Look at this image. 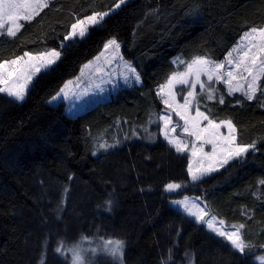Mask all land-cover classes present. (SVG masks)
Wrapping results in <instances>:
<instances>
[{
  "label": "trees",
  "instance_id": "trees-1",
  "mask_svg": "<svg viewBox=\"0 0 264 264\" xmlns=\"http://www.w3.org/2000/svg\"><path fill=\"white\" fill-rule=\"evenodd\" d=\"M120 3L53 0L23 23L16 37L0 35V61L25 51L62 54L38 76L23 102L0 93V264H69L54 249L60 240L70 246L81 236L122 240L126 264H190L193 257L195 264H259L256 255L264 253V184L258 183L264 180V77L252 100L228 95L222 83L213 82L211 100L196 90L199 110L216 122L230 119L237 143H255L256 150L185 192L202 198L214 216L239 229L251 245L247 254L169 202L166 185L189 183L190 160L158 136L163 106L157 88L180 71L172 62L176 57L223 61L245 32L264 26V0H128L84 39L61 49L73 23ZM113 38L141 85L121 89L76 117L67 114L64 103L51 105ZM109 199L111 212L104 210Z\"/></svg>",
  "mask_w": 264,
  "mask_h": 264
},
{
  "label": "snow or ice",
  "instance_id": "snow-or-ice-1",
  "mask_svg": "<svg viewBox=\"0 0 264 264\" xmlns=\"http://www.w3.org/2000/svg\"><path fill=\"white\" fill-rule=\"evenodd\" d=\"M46 6L47 4L44 0H0V35L10 38L16 37L18 32L23 28V24L20 21H31L35 15L39 14V10H42ZM106 15L108 13L104 12L73 23L71 25L72 31L70 35L65 37V40L71 38L83 39L87 33L88 26L100 24ZM244 40L247 41L246 50L235 61V71H221L225 68V64L216 63L207 57H194L190 62H184L182 58L177 57L172 62L173 64H176L178 61L184 63V71L170 74L166 83L158 90L162 96L163 104L167 109H170V112L157 117L158 121H162L161 132L167 144L178 154L189 152L188 141L181 139L179 136L172 135V133L176 132L177 127L181 128L182 134L194 137L191 141V159L187 165V173L190 175L192 182L199 181L208 173L216 171L217 168L213 166L214 164L218 163L222 167L230 159L242 161L250 149L253 152L256 150L255 143L247 145L237 143L236 128L230 119L219 123L209 119L208 115L199 110V101L196 100V88L198 85L201 89L200 95H206V99L208 100L215 98L213 95L215 91L213 82H222L226 86L228 95L240 92L247 100L255 98V94L259 88L258 82L264 77V59H262L264 57V26L259 28L252 27L245 34ZM65 46L62 44L61 49ZM109 47H112L118 53L120 45L113 38L104 45L105 49ZM59 57L60 52L56 50H50L35 56L25 51L21 56L8 61H0V93H6L8 96L13 97L16 102H23L27 88L34 77L42 69L44 71L51 70V66L56 63ZM227 63L232 65V59L229 58ZM125 66L127 69L125 79L128 80L131 77L136 83H141L139 74L135 68L127 62H125ZM85 67H88V65H85ZM81 71L83 72V69ZM202 77H206V81L202 80ZM238 77L246 82L247 87L242 83L233 84V81L237 80ZM71 83L72 81L67 82L64 88L61 89L64 96L68 95L65 89ZM177 85L186 86L188 89L187 94L182 95L183 103H179L177 100V92L175 91ZM56 98L54 97L53 100ZM193 101L197 105L194 116L191 114ZM219 103H224L223 95L220 96ZM172 114H175L178 120L183 123L177 122L173 125ZM203 121H207V124L202 127ZM151 122L152 117L150 116L149 123ZM170 125L172 127H169ZM221 128L227 129V135L221 132ZM205 145L211 146L210 151H204ZM108 147H115V145L100 144V148L106 149ZM95 154L93 152V155ZM197 159L199 163L194 168L193 163H196ZM205 161L209 162L208 167H204ZM258 183L264 184V180ZM179 188H181L180 184L169 183L166 185V191L169 192ZM112 204L113 201L111 199L106 200L104 210L111 212ZM193 207H198V205H193ZM184 208L188 209V205L184 204ZM188 211L191 216L196 217L202 222L208 215L202 208L198 212ZM212 223L211 219L207 222L208 228H212ZM240 228H244V225H240ZM214 231L219 237H224L238 253H245L246 248L251 247V245H246L243 242L239 235V229L232 231L214 229ZM86 240H88L87 237L81 236V241L71 244V246L64 240H60V246L56 247L54 251L61 256L71 254V264H85L86 255L90 253L94 257L98 251L109 254L113 258L118 259L120 264H123L124 242L122 240L106 239L99 241L94 247H85L83 242ZM44 245L45 247L47 246V240H45ZM186 255L189 254L186 253ZM258 259L260 260V264H264V256H260ZM171 260L172 251L169 249L168 261ZM89 264H91L90 261ZM162 264H167V262L162 261ZM190 264H195L194 257L190 260Z\"/></svg>",
  "mask_w": 264,
  "mask_h": 264
},
{
  "label": "rangeland",
  "instance_id": "rangeland-1",
  "mask_svg": "<svg viewBox=\"0 0 264 264\" xmlns=\"http://www.w3.org/2000/svg\"><path fill=\"white\" fill-rule=\"evenodd\" d=\"M52 1L53 0H44V2L47 4V6L44 7L42 10H39V13H41L45 8H47ZM126 3H128V0H125V1L121 2L119 4V7L116 6L113 10L107 12L108 15H106L104 17L103 21L108 16H110L112 13H114L118 9H120ZM98 14H100V13H98ZM94 15H96V14H94ZM36 16L37 15H35L34 18ZM86 18H84L82 20H85ZM25 22H30V21H20L21 24H23ZM97 25H99V24L89 25L85 37L87 36L90 28H92L94 26H97ZM71 31H72V29H71ZM247 32H245L242 35V37L240 38L238 43L231 49V51L227 54V56L225 57V59L223 61L216 62V63H224L225 64V68L222 69L221 71H228V70H234L235 71V61L246 50L247 41L244 40V36H245V34ZM78 39L79 38L67 39V40H65L63 42V44L66 45L65 47H67V46L70 45V43H72V42H74L75 40H78ZM119 45H120V48L118 50V53L115 52L112 47H109L108 49L104 48L102 53L97 56V57H99V59H97V57H96L94 60H92L89 63H87L86 65H88V67H85V65H84L83 68H82L83 72L80 71V73H79V75L77 77L69 80V81H72V83L68 84V87L65 89V91L68 92V95L64 96L63 93L60 90L59 93L55 96L57 98L55 100L51 99L50 104L54 105V106H57L58 104L64 103L66 105L67 114L72 116V117H76V116H78L80 114H83L84 112L92 109L93 107H95V106H97L99 104H103V103H106V102L110 101L117 94V92L119 90H121V89H129V88H132L134 86L141 85L142 78H141L140 75H139V77H140L141 83H136L135 80L132 79L131 77H129L128 80L125 79V76L127 75V69H126V66H125V62L130 64L132 67H134V66H133V64L130 61L125 59V57L123 55V52H122V45L120 43H119ZM58 52H60V51H58ZM32 55L35 56V55H39V54H32ZM61 56H62V54L60 52L59 59L56 61L55 64H53L51 66V68L58 63V61L61 59ZM180 58H182V57H180ZM229 58H231L232 61H233L232 65H229L227 63V60ZM25 59H27V57H25ZM262 59H264V57H262ZM182 60L184 62H188V61H186L183 58H182ZM175 65L178 67V70H180L178 72H183L184 71V68H185V64L184 63H180L178 61ZM43 72H45V71L42 69L34 77V79L32 80V82L30 83V85L27 88V92H26L25 98L27 97V94L30 91L34 81ZM136 72H137V70H136ZM77 78H79V79H77ZM202 80L206 81V77H202ZM69 81H67V82H69ZM219 83H222V82H219ZM238 83H242V84L245 85V87H247L246 82L243 81L242 79H240L239 77L237 78V80L233 81L234 85H236ZM64 86L61 89H63ZM162 86L157 88V94H158L159 99H160V101L162 103V106H163L162 111L160 112V116L165 114V113L170 112V109H167V107L163 104L162 96L158 92V90ZM198 88L200 89L199 85L197 86L196 90ZM187 90L188 89H187L186 86H183V85H177L176 86L175 91L177 92V100H178L179 103H183L182 95H186L187 94ZM236 93H240V92H236ZM3 94L8 96L6 93H3ZM240 94H242V93H240ZM8 97H10V96H8ZM10 98L14 100L13 97H10ZM19 103H21V102H19ZM195 110H196V104L193 101L192 112H191V114L193 116L195 115ZM172 121H173V125H175L177 122H179L180 124L183 123L182 121L178 120V117L175 116V114H172ZM157 123H158V131H159V135L158 136L164 140L162 132H161L162 121H157ZM217 123H219V122H217ZM206 124H207V121H203L201 126L203 127ZM169 127H172V125H170ZM221 132L224 133L225 135H227V129L226 128H221ZM172 135L173 136H179L181 139H186L188 141L189 152L181 153V154H186L189 157V160H190L191 159L190 150H191V146H192L191 145V141L194 139V137H188L187 134H182L181 133V128H179V127L176 128V132L172 133ZM210 147H211L210 145H205L204 151L205 152L210 151ZM251 151L252 150L250 149L249 152H251ZM237 161L238 160H236V159H230L229 162L227 164H225L224 166H222V167H220L218 163L214 164L213 166L216 167L217 170L208 173L207 175H205L199 181L192 182L191 181V177H190L189 183L180 184L181 188L176 189V190L171 191V192H166L168 195L170 194V196H171L170 199H169V202L171 203V205L174 208H176L177 210L183 212L184 214H186L190 218L194 219L198 224L202 225L204 228H206L207 230H209L210 232H212L215 235H217V234L214 231V229H219L221 231H232V230L237 229V228L228 227L223 221H221L216 216H214L211 213V211L209 210V208L206 206V204H205V202H204V200L202 198L197 197V196L185 195V192L188 189L193 188L198 182L204 180L205 178H207V177H209L211 175H214L215 173H218L219 171H222V170L226 169L228 166L234 164ZM197 163H199L198 159H197L196 163H193V167L194 168L197 166ZM208 164H209V162L205 161L204 162V167H208ZM184 204L188 205V209L184 208ZM193 205H198V207H193ZM200 208H202L208 214L205 217V220L203 222L199 221L196 217L191 216L189 214V211H188V210H190L191 212H198ZM210 219L213 221L212 228H208V226H207V222ZM239 235H240V232H239ZM87 238H88V240L83 242L85 247H89V246H93L94 247V246H96V244L99 241L107 239V238L105 239V238H94V237H87ZM108 240H111V239H108ZM80 241H81V239L76 241L75 243H78ZM125 253H126V245L124 243L123 264H126L125 263ZM242 254H247V253L245 251V253H242ZM65 256H66V258H68L69 264H71V254H66ZM260 256H264V253H260V254L256 255L255 260L259 264H260V260L258 259V257H260ZM89 261L91 262V264H120V261L118 259L113 258L109 254L104 253V252H100V251H98L97 254L94 257H92L90 253L87 254L86 257H85V264H89Z\"/></svg>",
  "mask_w": 264,
  "mask_h": 264
}]
</instances>
